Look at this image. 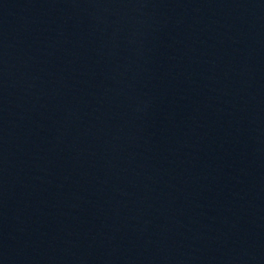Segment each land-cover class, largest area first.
<instances>
[{"label": "water", "instance_id": "water-1", "mask_svg": "<svg viewBox=\"0 0 264 264\" xmlns=\"http://www.w3.org/2000/svg\"><path fill=\"white\" fill-rule=\"evenodd\" d=\"M0 152L123 180L264 250V0H0Z\"/></svg>", "mask_w": 264, "mask_h": 264}]
</instances>
